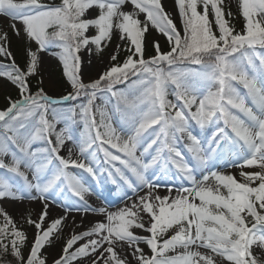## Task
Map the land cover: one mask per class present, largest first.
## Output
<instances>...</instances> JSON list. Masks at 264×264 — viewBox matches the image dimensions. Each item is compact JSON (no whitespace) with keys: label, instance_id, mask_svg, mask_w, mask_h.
I'll return each mask as SVG.
<instances>
[{"label":"rangeland","instance_id":"1","mask_svg":"<svg viewBox=\"0 0 264 264\" xmlns=\"http://www.w3.org/2000/svg\"><path fill=\"white\" fill-rule=\"evenodd\" d=\"M59 1L0 0V63L23 71L35 55L36 79L43 93L42 102L25 101L22 91L0 74V111L8 119H28L36 127L44 122L49 106L71 108L87 104L88 98L80 94L81 88L93 89L113 68L114 60L122 58L134 17L145 31L143 61L152 62L179 52L177 42L183 35L182 0H155L167 22L143 9L138 0L91 3L84 15L81 35L84 43L76 60L60 47L40 41V33L45 30L42 12L30 15L18 10V6L28 3L57 6ZM206 1L210 14L207 31L219 39L220 22L210 0ZM221 2L234 19L238 34H244V13L255 15L264 29V14L254 11L250 0ZM197 4L200 7L201 0ZM225 55L220 56L222 61ZM72 67L76 69L77 82L73 80ZM157 74L156 78L151 74L142 77L143 94L155 92L159 99L171 101L174 96L178 100L188 98L174 69ZM143 94L129 130L123 132L108 121L100 96L89 93L94 96L91 104L103 123L101 148L106 157L121 162L129 152L132 159L128 165L130 172L125 174L130 176L127 186L116 197L109 199L100 189L91 190L75 173V168L84 171L87 165L80 160L77 146L62 136L58 137L51 159L17 166L21 183L16 191L0 195V218L5 230L24 241L17 252L22 264H264V69L262 77L249 83V95L244 94L227 112L234 136L213 138L218 129L214 128L207 139H200L186 128L175 131L176 139L165 149L162 138L141 144L139 136L156 121ZM214 104L204 92L189 100L185 112L192 114L195 124L201 127L205 106ZM46 127L52 131L58 128L54 123H47ZM177 139L186 140L185 151L176 148ZM151 144L154 146L148 150ZM204 151L207 155L202 158L209 153L221 154L220 167L212 175L206 171L193 177L190 155ZM10 161L11 153L0 135V165ZM146 175L160 184L157 190L172 191L175 199L169 203L138 199L143 193L139 184ZM192 180L207 189V195L195 203L189 196L190 189L185 187ZM93 201L103 208L110 204V209L129 204L124 214L129 222L117 232L120 236L116 239L123 254L115 250L108 254L98 252L90 238L92 225L69 223V215L73 214L69 211L59 216L69 204L83 206ZM166 214L171 217L166 232L169 242L161 251L153 246L152 231L156 219ZM214 217L221 218L233 235L224 240L213 237L208 232L207 219ZM64 259L69 261L64 263Z\"/></svg>","mask_w":264,"mask_h":264},{"label":"trees","instance_id":"2","mask_svg":"<svg viewBox=\"0 0 264 264\" xmlns=\"http://www.w3.org/2000/svg\"><path fill=\"white\" fill-rule=\"evenodd\" d=\"M109 0H60L59 5L42 6L28 3L18 6V10L30 15L42 12L41 21L45 30L40 33V41L45 45L60 47L76 60L83 46L82 29L85 25L84 15L87 7L93 2ZM254 11L264 14V0H250ZM143 9H148L153 16L167 22L155 0H138ZM222 28L219 39L207 31V20L210 16L208 1L182 0L183 35L177 42L179 52L171 53L166 58L152 62L143 61L145 31L139 20L134 17L128 29V42L124 55L114 60L113 68L93 89L81 88V95L88 98V103L71 108L49 106L50 112L44 122L32 126L28 119H8L0 111V135L5 148L11 153V161L0 165V195L16 191L20 185V174L17 166H27L29 162L52 158L58 137L69 139L78 148L81 161L85 162L84 171L74 169L75 173L91 190L100 189L109 199L116 197L127 186L128 178L123 175L130 172L132 159L130 153L123 155L125 161L109 160L101 148L103 123L97 117L91 101L100 96V104L106 107L108 121L123 132L129 130L134 110L139 106L144 93L142 77L147 74L176 71L179 84L188 94L185 100L173 101L159 99L155 92L147 96L152 106L156 121L141 136V144L153 138H162V146L173 144L175 131L188 128L191 134L206 139L214 128L217 137L225 133L234 136L235 131L228 123L233 105L241 100L244 94L249 95V83L262 77L264 69V29L257 18L244 13L242 15L244 34L237 32L234 19L221 0H210ZM168 24V23H167ZM225 61H222V55ZM36 56L33 55L23 71L0 63L1 76L12 86L20 89L24 100L42 102L43 93L36 79ZM225 62V63H224ZM225 64V65H224ZM212 69V72H209ZM216 70H218L216 72ZM74 82H77L76 69L71 68ZM171 87V85H169ZM80 88V87H79ZM94 93L90 96L89 93ZM207 92L215 104L205 106L204 123L201 127L195 124V117L185 112L189 100ZM144 96V97H145ZM251 96V95H250ZM143 97V98H144ZM174 102V104H172ZM176 105L177 108L174 106ZM218 108V110H217ZM174 110V111H173ZM192 113V112H191ZM70 114V115H68ZM224 122V125H222ZM54 123L57 130L52 131L46 124ZM5 130V131H4ZM32 137V140L28 138ZM185 139H177V149L185 151ZM154 144H151L149 149ZM169 214L156 219L152 231L153 246L163 250L168 244L166 232L169 228ZM208 232L219 240L233 235L232 229L219 217L207 219ZM24 246V241L12 231L5 230L0 218V264H22L17 252ZM64 259V263L68 262Z\"/></svg>","mask_w":264,"mask_h":264},{"label":"bare ground","instance_id":"3","mask_svg":"<svg viewBox=\"0 0 264 264\" xmlns=\"http://www.w3.org/2000/svg\"><path fill=\"white\" fill-rule=\"evenodd\" d=\"M202 155L206 156V151L190 155L192 161L190 175L193 177H198L206 171L212 175L213 172L220 167V161L222 160L221 154L209 153L205 158H202ZM186 178V176L183 178V182ZM159 185L160 184L154 180V177L150 176L148 178L146 175L139 184V188L142 189L143 193L140 194L138 199L144 202L155 201L169 203L170 201H173L175 199L174 193L172 191L166 193L164 191L157 190L156 187ZM150 187L155 189H149ZM185 187L190 189L191 192L189 193V196L194 203L207 195V189L196 185L194 180L190 183L187 182ZM128 206L129 204H126L122 207L110 209L112 206H110V204H106L107 208H103L95 201L83 206L69 204L64 207L63 213L61 215L59 214V216L72 212L73 214L69 215L68 218L69 223L75 222V224L78 225H92L94 228L90 238L95 241L98 252L108 254L112 250H115L118 254H123L124 250L117 247L118 242L116 239L119 235L117 232L123 229L126 222H129V220L124 216Z\"/></svg>","mask_w":264,"mask_h":264}]
</instances>
